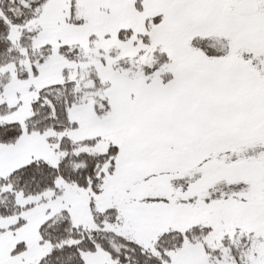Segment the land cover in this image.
Wrapping results in <instances>:
<instances>
[{
  "label": "snow or ice",
  "instance_id": "6c2138e0",
  "mask_svg": "<svg viewBox=\"0 0 264 264\" xmlns=\"http://www.w3.org/2000/svg\"><path fill=\"white\" fill-rule=\"evenodd\" d=\"M0 264H264V0H0Z\"/></svg>",
  "mask_w": 264,
  "mask_h": 264
}]
</instances>
